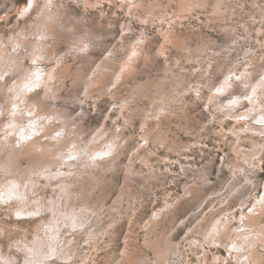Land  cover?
Here are the masks:
<instances>
[{
  "label": "rangeland",
  "instance_id": "rangeland-1",
  "mask_svg": "<svg viewBox=\"0 0 264 264\" xmlns=\"http://www.w3.org/2000/svg\"><path fill=\"white\" fill-rule=\"evenodd\" d=\"M33 4L0 0V264H264V0Z\"/></svg>",
  "mask_w": 264,
  "mask_h": 264
},
{
  "label": "snow or ice",
  "instance_id": "snow-or-ice-1",
  "mask_svg": "<svg viewBox=\"0 0 264 264\" xmlns=\"http://www.w3.org/2000/svg\"><path fill=\"white\" fill-rule=\"evenodd\" d=\"M49 4H50V0H49ZM34 10V4H33V0H27V6L23 9L22 11V15H27L30 11ZM140 43H142V41L138 40L137 41V44L139 45ZM86 47V45H85ZM84 49L82 48L81 51H83ZM137 53L135 51L132 52V56H135ZM33 63H35V60L33 61ZM35 79L36 81H39L40 80V74L39 73H36L35 74ZM232 80V77L229 76L228 78H226V81H225V85L224 86H221V87H218L216 88V93L220 94V93H223L227 87H231V83L230 81ZM235 80L236 81H240V82H243L242 81V76H235ZM260 85L262 87H264V76H261L260 78ZM39 85L38 84H33L32 87L28 88V91H33L34 88L38 87ZM244 87L245 89H247L249 87V85L247 83H244ZM256 92V88L253 87L252 89V93L253 95H244L243 96V99L245 101H248V102H252L253 98H254V94ZM239 103V100L237 99H233L231 101H229V104L230 105H235ZM29 115H31V113H29ZM240 119H244V117H240ZM258 123H262L264 124V120H261V121H258ZM30 127H32L33 129H35V125H31ZM23 129H21V132L23 133ZM32 135H38V133L33 130V133ZM61 136V133L60 132H57L55 134V136L53 137V139H57L58 137ZM26 139H31L30 136H24V135H21V140H26ZM107 155V153H106ZM78 157L76 156H72V155H69L68 156V160H75L77 159ZM91 159H95V157H92ZM260 203L264 204V196H261V200H260ZM249 212H252L253 209L252 208H249L248 209ZM17 216L20 215L19 212L16 213ZM29 215H36L38 216L39 215V210L37 211H34L32 213H29ZM59 259V256L56 252L55 249H52L50 248L48 252H46L44 255H43V258L42 260L40 261V264H57V260Z\"/></svg>",
  "mask_w": 264,
  "mask_h": 264
},
{
  "label": "bare ground",
  "instance_id": "bare-ground-1",
  "mask_svg": "<svg viewBox=\"0 0 264 264\" xmlns=\"http://www.w3.org/2000/svg\"><path fill=\"white\" fill-rule=\"evenodd\" d=\"M24 6H25V5H24ZM234 75H236V74H234ZM225 77H226V76H225ZM225 77H224V79H223V81H222V86L225 85L226 78H228V77H226V78H225ZM220 84H221V83H220ZM255 94L258 95V92L256 91ZM235 99H237V100H239V101H240V100H243L242 97H241V98H240V97H235ZM260 100H261V99H260ZM253 101H254V99L252 100V102H253ZM259 105H260V104L257 103V104H254L253 107L256 108V107H258ZM258 114L260 115V119H259V120H264V111L258 112ZM31 117H32V116H31ZM17 118H18V117H17ZM14 121H15V120H14ZM18 121H19V120H18ZM22 126H23V125H22ZM8 130H9V129H8ZM234 130H235V129H234ZM234 130H233V131H234ZM10 134H11V133H10ZM12 134H13V133H12ZM51 157H52V156H50V158H51ZM4 163H5V162H4ZM6 163H7V162H6ZM19 182H20V181H19ZM20 183H22V182H20ZM22 184H23V183H22ZM15 194H16V193H15ZM257 197H258V196H257ZM30 198H31V197H30ZM254 206H255V205H254ZM0 208H1V207H0ZM257 209H258V208H257ZM6 214H8V213H6ZM10 215H11V214H10ZM10 215H9V216H10ZM240 215L243 216V214H240ZM18 217H20V216H18ZM18 217H17V218H18ZM239 217H240V216H239ZM239 217H238L236 220H239ZM240 218H241V217H240ZM44 219H45V218H44ZM46 219H47V218H46ZM222 220H223V219H222ZM222 220H221V221H222ZM230 220H231V219H230ZM221 221H220V222H221ZM239 221H240V220H239ZM228 222H229V219H228ZM252 222H253V221H252ZM217 223H218V221H217ZM229 224H230V223H229ZM39 226H41V225L39 224ZM214 226H215V225H214ZM226 229H227V228H226ZM262 231H263V233H264V230H263V229H262ZM34 233H35V232H34ZM43 234H44V233H43ZM44 235H45V234H44ZM16 236H17V235H16ZM253 238H254V237H253ZM29 239H30V238H29ZM258 239H259V238H258ZM254 241H255V240H254ZM31 243H32V242H31ZM29 244H30V243H29ZM36 244H37V243H36ZM261 245H262V244H261ZM51 246H52V245H51ZM23 247H24V245H23ZM29 247H30V246H29ZM27 248H28V247H27ZM56 248H57V247H56ZM17 249H18V248H17ZM263 249H264V248H263ZM45 250H46V249H45ZM257 250H258V249H257ZM257 250H256V252H257ZM9 251H11V250H9ZM17 252H18V251H17ZM17 252H16V253H17ZM31 252H32V251H31ZM41 252H42V251H41ZM16 253H15V254H16ZM28 253H29V252H28ZM44 253H45V252H44ZM31 254H32V253H31ZM33 255H34V253H33ZM42 255H43V253H42ZM7 256H8V254H7ZM22 256H23V255H22ZM3 257H4V255H3ZM3 257H2V258H3ZM23 257H24V256H23ZM0 258H1V257H0ZM11 258H12V257H11ZM33 258H34V257H33ZM5 259L7 260V257H6ZM8 259H9V258H8ZM2 260H4V259H2ZM27 260H28V259H27ZM33 260H34V259H33ZM60 260H61V259H60ZM8 261H9V260H8ZM11 261H12V260H11ZM38 262H39V261H38ZM36 263H37V262H36ZM36 263H35V264H36ZM29 264H30V263H29ZM82 264H83V263H82Z\"/></svg>",
  "mask_w": 264,
  "mask_h": 264
}]
</instances>
